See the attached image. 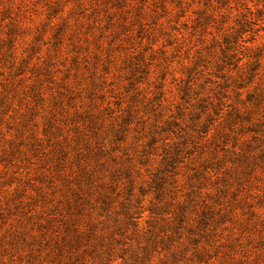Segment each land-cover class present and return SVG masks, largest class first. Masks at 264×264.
Masks as SVG:
<instances>
[{
  "label": "rangeland",
  "instance_id": "1",
  "mask_svg": "<svg viewBox=\"0 0 264 264\" xmlns=\"http://www.w3.org/2000/svg\"><path fill=\"white\" fill-rule=\"evenodd\" d=\"M0 264H264V0H0Z\"/></svg>",
  "mask_w": 264,
  "mask_h": 264
},
{
  "label": "trees",
  "instance_id": "2",
  "mask_svg": "<svg viewBox=\"0 0 264 264\" xmlns=\"http://www.w3.org/2000/svg\"><path fill=\"white\" fill-rule=\"evenodd\" d=\"M119 140H123V138H119ZM100 151V152H99ZM99 151H97V156L98 155H101V153H103V150H99ZM168 159H176V155H170L169 157H168ZM133 214H130V213H128V214H125V216H126V220H127V218H129V219H132V218H135L134 216H132ZM185 218L183 217L182 219H181V221H183ZM127 222H128V220H127ZM127 224H129V223H127ZM189 231H191V230H189Z\"/></svg>",
  "mask_w": 264,
  "mask_h": 264
}]
</instances>
